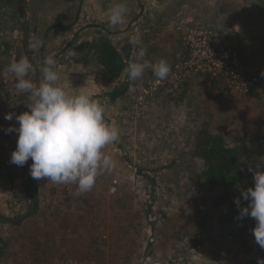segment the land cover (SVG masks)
Returning a JSON list of instances; mask_svg holds the SVG:
<instances>
[{
    "label": "rangeland",
    "instance_id": "rangeland-1",
    "mask_svg": "<svg viewBox=\"0 0 264 264\" xmlns=\"http://www.w3.org/2000/svg\"><path fill=\"white\" fill-rule=\"evenodd\" d=\"M86 1L89 0H28L29 44L58 27L52 25L56 19L68 18L70 21L63 29L50 35L53 34L55 41L66 38L61 46L55 45L53 52H56L57 64L72 67L79 54L82 55L76 49L77 43L61 53L75 31L89 36L94 31L89 28H105L98 22L118 2L105 0L101 6L102 0H90L87 4ZM159 2L163 0H127V25L110 28L107 23L106 31L125 54L128 64L135 60L136 51L146 45V60L155 63L164 58L172 69L179 56H187V49L181 32L173 33L169 22L186 19L212 31L219 44L232 47L246 57L260 74L261 86L250 95L237 93L229 85L213 91L205 76L195 73L183 86L162 88L155 97L139 104L141 91L156 79L151 70H146L142 78L133 82L129 98L111 103L105 95L112 85L99 73L108 85V92L102 94L105 100L101 102L107 109L105 118L114 120L120 129L119 139L105 148L117 166L99 176L91 191L79 195L75 185L37 180L41 207L37 216L26 217L30 201L21 184L30 175L32 160L23 167L10 163L11 153L17 146L15 133L10 144L0 147V264H63L69 259L94 264H258L264 261V248L256 243L252 233L255 220L237 219L239 210L234 213L228 208L212 207V195L200 177L203 165L192 155L193 135L207 123L213 133L227 134L230 144L243 146L247 154L244 170L250 179L253 180L250 168L264 170V76L261 75L264 19L260 9L264 0H170L176 9L164 10L167 13L158 9ZM91 6H95L92 11ZM144 6L148 7L146 15L152 9L159 10L156 12L161 27L154 32L152 27L141 26L140 45L127 42L121 45L124 29L127 28V36L135 32L134 22ZM84 7L89 11L91 23L80 31L77 23L73 25V18L79 8L84 23ZM101 9L103 19L96 14ZM48 14L53 19H48ZM23 25L19 0H0V141L9 136L4 131L7 127L3 107L10 98L23 94L15 87L14 75L5 71L13 59L27 57ZM149 36L156 37L155 42H150ZM147 38L149 41H145ZM30 49L42 80L43 60L51 53L44 52V47L30 46ZM31 78L35 81L34 73ZM184 87L189 92L181 98ZM27 110L25 101L10 106L15 127L19 126L15 116ZM151 171L155 173L154 181L147 176ZM8 173L17 176L14 184ZM239 232L247 236V241L251 240L249 250L244 241L241 246V240L236 243L234 239L221 238L222 234ZM201 238V244L195 246Z\"/></svg>",
    "mask_w": 264,
    "mask_h": 264
},
{
    "label": "clouds",
    "instance_id": "clouds-1",
    "mask_svg": "<svg viewBox=\"0 0 264 264\" xmlns=\"http://www.w3.org/2000/svg\"><path fill=\"white\" fill-rule=\"evenodd\" d=\"M128 14L127 0H118L107 10L109 27L125 25ZM129 43L133 46L142 43L139 31L129 36ZM43 44L42 40H35L30 46L35 48ZM145 56L146 49L140 47L135 60L124 69L129 81L142 78L146 70H151L160 81L168 78L171 66L166 59L152 63ZM43 65L40 81L31 78L35 69L26 56L13 59L5 69L14 75L17 91L27 94L25 105L28 109L15 116L18 127L4 129L6 133L18 134L10 163L23 167L31 159L32 178L75 185L77 194H84L93 189L99 176L117 166L105 148L119 139L120 129L114 120L105 118L107 109L100 100L87 93L70 94L68 84L59 83L55 54L45 56ZM261 75L264 76V72ZM5 119L13 120V114H6ZM249 170L253 172L254 187L241 191L247 206H241V198L234 200L239 210L237 219L254 218L252 233L256 243L264 248V170Z\"/></svg>",
    "mask_w": 264,
    "mask_h": 264
},
{
    "label": "trees",
    "instance_id": "trees-1",
    "mask_svg": "<svg viewBox=\"0 0 264 264\" xmlns=\"http://www.w3.org/2000/svg\"><path fill=\"white\" fill-rule=\"evenodd\" d=\"M260 9L262 18L264 19V2ZM19 12L22 16L21 0H19ZM105 28L96 29L97 33L93 35L90 41L82 42L77 46V50H81L82 55L76 61L79 63H86L89 60L94 61L95 65L101 68L108 82L112 85V88L105 96L109 99V102L117 103L121 99L129 98L132 88L124 72V69L127 67L126 56L118 48V45L113 42ZM124 33V36L127 38V28L124 29ZM81 34L87 36L83 34V31L76 33L61 54L65 53L72 46L74 47L81 38ZM119 34L121 35V33ZM203 76H205L206 81L213 91L221 89L223 85H228L223 80L214 79L209 75ZM188 92V88L184 87L181 89L180 97L184 98ZM93 98L100 100L102 96H95ZM193 142L192 155L203 165L200 177L207 192L212 195V207L215 210L228 208L231 212L235 213L238 210L234 203L236 198H241L242 207L247 206L248 202L244 203L241 197V191H246L248 188L254 187V183L244 170L247 154L243 146L239 143L230 144L227 140V134L213 133L207 123L195 131ZM8 175L11 183L14 184L17 176L14 173H8ZM147 176L152 178L151 180H155L154 172L151 171ZM152 184L155 185L154 182ZM21 187L23 188L25 197L30 201V207L26 217L37 216L42 203L40 197L41 189L37 180L29 175L21 184ZM153 206L154 204L152 202V209ZM152 209H149V212ZM221 238L225 241L234 239L233 241L236 243L241 240V246H244V241L245 245H249V248L246 247L247 250L250 249V246L252 247L251 240L249 241L248 239L247 241V236L241 232L234 235L232 233L231 235L225 233V235L222 234ZM201 240L203 241V238L197 239L195 246H199L202 242Z\"/></svg>",
    "mask_w": 264,
    "mask_h": 264
},
{
    "label": "built area",
    "instance_id": "built-area-1",
    "mask_svg": "<svg viewBox=\"0 0 264 264\" xmlns=\"http://www.w3.org/2000/svg\"><path fill=\"white\" fill-rule=\"evenodd\" d=\"M173 33L181 32L187 56L180 57L163 81L157 78L145 87L138 97L139 104L155 97L160 89L183 86L192 74L209 75L225 82L237 93L250 95L259 89L260 74L249 64L247 58L225 44H219L212 31L194 25L192 20L169 22ZM63 264H94L92 261L69 259Z\"/></svg>",
    "mask_w": 264,
    "mask_h": 264
},
{
    "label": "crops",
    "instance_id": "crops-1",
    "mask_svg": "<svg viewBox=\"0 0 264 264\" xmlns=\"http://www.w3.org/2000/svg\"><path fill=\"white\" fill-rule=\"evenodd\" d=\"M89 1H86L85 3L87 4ZM104 1L105 0L101 1V4H100L101 6L103 5ZM142 3H144V2H142ZM92 4H94L96 6L95 3H92ZM179 4H181V3H179ZM95 6H91V11L94 10ZM145 6H147V4ZM145 6H144V8L140 9L139 12H138L139 18H138V20L136 22H134V24L137 25V28H136V30H135V32L133 34H135L136 31H139L141 26L152 27V30L155 32L156 28L157 27L160 28L161 25H162L161 20H160V16L158 15V13L156 11L159 12L158 9H160L161 12L167 13V12H164V10H166V9H176L170 3V0H163V2H161V3L159 2V8L158 9H152V13H149V14L146 15L148 7H145ZM84 8H83V12H84V14H86V18H85L84 23H82L83 21L81 20L82 18L80 17V14L82 12L80 11L79 8H77V11L75 13V17L73 18L74 21H75V22H73V25L77 23L76 27L78 28V30L90 25V23H91V21L89 20V11H87V7H84ZM102 11L103 10L101 9V13H96V14L102 16V19H103L104 14H103ZM106 13H105L104 19L102 21L100 20V22H98V24L100 26H105L106 27V25H107V22H106L107 15H106ZM91 14H92V12H91ZM47 18L48 19H53V17H51L49 14L47 15ZM90 19L93 20L91 17H90ZM69 21L70 20L68 18L56 19L52 23V25H57L58 27L54 28L49 33L51 34L53 31H57V30L63 29L64 26H66L69 23ZM50 22H52V21H50ZM126 25H127V23L125 24V26ZM150 25H152V26H150ZM45 27H47V25H45ZM90 29L94 30V31L91 30L92 32H94L93 35H95L97 33L94 28L91 27ZM78 32L79 31H75V34L78 33ZM50 34H48V35H46V36L41 38V40L44 42V44L40 48L44 47V52L48 51L51 54H56V52H53V50L55 49V45L56 46H61V44L66 40V38H64V41H63V39L61 41H55L53 39V37H52L53 34H52V36ZM93 35H92V33H91V35L89 34V36H85V35L81 34V38L78 40L76 46H78V44H80L82 42L90 41L92 39ZM129 36H127L128 39L126 38V36H124V39H123L124 41L121 43V45L126 44V42L129 43ZM150 36H152L151 33H150ZM150 36H149V39L151 40L150 42H152V43L155 42L154 39L156 37H154V39H152V37H150ZM73 37L74 36H72V38ZM149 39L147 38L146 40L145 39L144 40L145 41H147V40L149 41ZM157 40H160L159 37L157 38ZM116 45H117V43H116ZM145 47H146V45H144V48ZM56 51H58V47H57ZM79 56L81 57L80 54H79ZM132 61L133 60H131L130 62H132ZM89 62H90V64H88L87 62L86 63H79L75 59L74 65L72 67H69L68 65H64L65 63H58L57 64L58 65V71H59V74H60L59 83L68 84L67 91H69L70 94L87 93V94H90L92 97H95V96H102L103 93H107L108 92L107 81L104 78H102L101 75H100L101 73H103L101 68L96 66L94 61H90L89 60ZM127 65H128V61H127ZM144 74H146V71H145ZM125 75H126V73H125ZM133 82L134 81H132V82L130 81L131 88H133V84H134ZM103 99H104V97L102 96L100 101L103 102L105 100V99L104 100ZM9 112H10V109H9ZM13 126H15V125H13ZM61 247H62V245H61ZM59 249L62 250V248H59ZM45 264H47V263H45Z\"/></svg>",
    "mask_w": 264,
    "mask_h": 264
},
{
    "label": "water",
    "instance_id": "water-1",
    "mask_svg": "<svg viewBox=\"0 0 264 264\" xmlns=\"http://www.w3.org/2000/svg\"><path fill=\"white\" fill-rule=\"evenodd\" d=\"M27 2L28 0H22V18H23V24H24V47H25L27 58L34 65L35 70L33 73H34L35 81H40L41 77H40L38 64L31 52L30 44H29L30 27H29V21H28V13H27ZM26 95L27 94H23L20 96L12 97L5 103L3 107V118H4L5 126L7 128L13 126V123L11 121H8L5 119V115L10 113L9 112L10 106L13 105L14 103L25 101ZM14 137H15L14 132L9 133V136L6 139L0 141V147L10 144L13 141Z\"/></svg>",
    "mask_w": 264,
    "mask_h": 264
}]
</instances>
